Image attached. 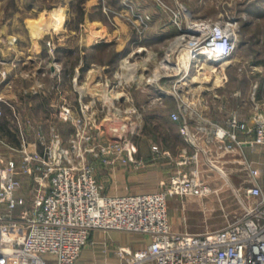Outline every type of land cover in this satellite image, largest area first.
Listing matches in <instances>:
<instances>
[{
	"label": "crops",
	"instance_id": "obj_1",
	"mask_svg": "<svg viewBox=\"0 0 264 264\" xmlns=\"http://www.w3.org/2000/svg\"><path fill=\"white\" fill-rule=\"evenodd\" d=\"M77 1L81 0H68V4L74 6ZM133 1L136 12L143 14L145 28L141 29L142 20L137 19L133 4L124 0H82L78 4L84 12L74 21L67 16L66 2L49 13V3L38 0H0V107L4 110L0 117V157H15L20 161V148L36 141L39 130L48 134L49 126L59 130V124L54 123L57 115L54 110H58L60 102L49 86L52 82L49 67L55 68L49 63L48 41L52 35L61 39L56 48L61 67L57 65L56 69L60 67L63 74L62 97L67 96L65 102H74L75 113H80V103L91 100L93 112L98 114L99 101L109 97L107 113H124L129 119L141 120V124L136 123L130 129L138 135L134 142L142 159L139 167L131 159L114 157L112 152L92 156L103 191L124 194L164 189L166 167L173 162L175 167H182L181 172L201 177L210 188L201 195L188 194L190 199L184 202L183 210L203 208L216 213L214 220H207L206 229L225 223L227 219L222 217L234 211L231 209L236 205V196L231 193L234 186L243 188L254 182L264 189V143L253 142L252 135L239 129L240 142L228 150L224 148L225 139L218 135L233 111L252 122V114L245 117L242 111L245 98L242 86L232 94L237 106L229 109L228 94L223 89L229 80L230 59L219 65L220 78L207 75L202 80L194 63L184 64L183 73L178 75L165 73L158 80L139 78L147 72L146 61L161 52L175 34L176 24L166 5L189 7L191 13L205 0ZM101 55L104 59L98 61L97 56ZM135 55L141 62L131 66L133 62L128 59ZM205 66L217 69L209 61L202 63V68ZM132 72L135 78L125 79ZM262 97L261 93L258 98L264 112ZM137 100L142 102L141 109L136 105ZM128 102L130 106L126 107ZM174 112L179 114L178 119L173 118ZM61 131L65 136L70 135L74 126ZM248 163L259 169L256 178L248 177ZM20 193L26 194L21 190ZM26 195L30 197L31 193ZM168 214L176 230L196 231L193 223L177 220L169 208ZM89 241L104 242L105 252H95L87 244L75 264H86V258L96 253L99 264H120L122 260L116 253L119 245L138 248L143 243L136 234L100 229L93 230Z\"/></svg>",
	"mask_w": 264,
	"mask_h": 264
},
{
	"label": "built area",
	"instance_id": "obj_2",
	"mask_svg": "<svg viewBox=\"0 0 264 264\" xmlns=\"http://www.w3.org/2000/svg\"><path fill=\"white\" fill-rule=\"evenodd\" d=\"M237 24L235 15L202 18L193 23L186 30L191 32L187 44L192 51L190 63L201 68L204 61L214 66L228 61L237 48ZM168 53L162 59L163 67L169 69L165 73H183L181 62L172 61ZM166 61L170 64L164 65ZM255 94L256 90L251 98L252 122L233 111L226 119L227 126L219 129L218 135L225 139L224 148L233 149L240 142L239 129L252 135L253 142L264 143V112ZM67 105L59 112L64 119L73 116ZM81 105V113L75 117V135H80L83 143L72 144L78 146L77 162L70 156L71 147L62 145L58 133V140L49 141V134L42 130L36 141L22 145L20 161L0 157V264H75L95 229L141 236L143 243L138 248L129 244L116 248L120 264H264L262 186L253 182L239 188L242 210L224 224L202 231L176 230L168 214V196L174 192L201 195L210 190L208 184L201 177L183 173L173 176L172 184L164 189L104 192L95 165L85 157L86 148H90L84 146L89 136L84 132L86 125L94 123L86 114L90 105ZM3 113L0 107V117ZM172 116L179 118L176 112ZM120 140L95 145L105 152L124 151L139 166L142 159L133 156L136 144ZM246 169L249 178L259 174L251 163ZM22 175L32 179L30 197L20 193L25 182Z\"/></svg>",
	"mask_w": 264,
	"mask_h": 264
},
{
	"label": "rangeland",
	"instance_id": "obj_3",
	"mask_svg": "<svg viewBox=\"0 0 264 264\" xmlns=\"http://www.w3.org/2000/svg\"><path fill=\"white\" fill-rule=\"evenodd\" d=\"M28 1H32V0H28ZM38 1L49 3V13L51 11H54L53 9L59 8L61 5H63L62 3L66 2L64 5L65 7L69 8V12L67 14L65 10L64 14L65 15L67 14V16L70 17V19H72L73 21L78 19L81 16L80 14L81 12H84V9L83 10L79 9L78 1L75 2L74 6L68 4V0H38ZM151 1L153 0H143L144 3H149ZM156 1L162 3L165 0H156ZM253 2L254 0H205L204 2H201L203 3V5H200V7L196 6L193 12L191 13H189L187 10L189 9V7L185 9L181 5H178V8H172V6L170 7L166 5L167 9L170 11L169 16L172 18V20L173 18L177 19L176 20L177 22L173 21L176 24L175 34L166 42V44H164V48L161 52H159L156 56L151 57L150 61L148 62L146 61L147 65L145 66L147 67V72L146 74L139 73V75L142 74L141 77L139 78H144L147 80L148 79L158 80L162 74H165V72L169 70L167 69V67L165 66L163 67L162 65L163 64L162 59L166 52H169L168 56L170 57L172 61H176V62L180 61L182 66L184 65V63H187L188 54H185V53L182 54L180 51V47L184 46L185 43L186 45L190 43V39H189L190 36L188 35H190L191 32H188L186 30L196 21H200V19L202 18L221 19V18L226 17L227 15H235L238 20L237 48L234 52V55L230 58V61L228 63L229 67L227 68V74H228L227 78L229 77V80L223 90L226 94H228L226 98L227 107H229V109H232V108H235L238 104L235 95L233 96L232 94L235 88H239L240 86H242V95L245 97L242 103V111L245 117L250 116L253 112V107H252L253 102L251 99L253 95V91L256 90L255 96L257 95V98H258L257 92L259 93V87L261 86V83H262L261 76H263L264 74V17L258 16L257 13L259 12V10H261V9H258L259 7L258 8L251 7L253 9V12H249V10L245 9L250 4L254 5ZM127 3L133 4L134 11L136 12L137 8L135 7L136 5H134V1L127 0ZM182 3L184 4L186 2L182 1ZM261 6L264 7V2H263V5ZM136 14L141 18L140 19L139 17H137V19L139 21L142 20L141 21L142 22L141 29H142L145 26L144 20L141 16L143 14H141V12H136ZM70 25H74V24L71 23ZM50 32L51 31H49V35H50ZM180 37L182 38L185 37V39L178 42ZM60 40H61L60 38H55L52 35L49 36V63L50 64L52 63L55 66L54 70H50V67H49V79H50L49 81H52L49 86L53 92H56L58 96L57 98H59V102H60L57 104L58 110H54V112H57V115H55L54 117L55 118L54 123L58 125L59 123L63 122L64 124L63 128H67V125L69 124V126L71 127L74 126V131L71 132L70 135L68 134L67 136H65L63 135L61 131L62 128L60 125H59L60 127L58 126L59 130L57 131L56 130L54 131L53 129H51V126H49V141L51 139L58 140L60 138L62 145L64 147H67V148L71 147L72 150H71L70 156L75 162H77L78 160L77 147L78 146L74 147L72 144H82L83 143V141L81 140V136L80 135L78 136L77 134L75 135V132L77 130L76 128L78 127L75 123V117L81 113V110H80V113L78 114L75 113L73 111L74 102L73 101L69 103L65 102L66 101L65 98L67 96L64 95V97H62V93H63L62 91L63 84H62V78H61L62 72H59L58 70H56L57 65L61 67V62L59 61L60 57L58 56V53L56 50L57 45L59 44ZM181 54L182 56H184L182 58L184 63L181 60ZM97 59L98 61H101L102 59H104V57L102 55L97 56ZM128 60L129 62H133V64L130 63L131 66L136 64L137 61L141 62V58L136 55L133 58H129ZM219 65L220 64L218 65L215 64V67L217 69L206 68V66L203 68L202 67L198 68V66L195 65V63L193 66L198 68V73H201L200 74L202 77L201 79L204 80V78L206 79L207 75L209 76V78H212V79L216 77L220 78L222 68ZM124 70L126 71L127 69H124ZM213 70H215V72ZM132 74L133 72L130 75ZM128 78H135V76L126 75L125 79L128 80ZM257 83L258 85L256 86L255 84ZM261 93L263 96L262 98H264V90L261 91ZM140 96L138 98L139 101H141ZM103 98L104 96L102 95V99ZM103 100L99 101V104H100V108H98L99 115L97 114V111L96 113L93 112L94 107H93V104L91 103V100L84 101L90 105L88 107V110L86 111L87 117L94 123L93 126L91 125V123L86 125L87 128H86V131L84 132V135H87V136L89 135L88 138L84 140V146L90 148L89 150H87L86 148L85 157L87 161L92 162L94 165L95 163L92 159V156L96 155V152H99V154L101 152L109 153V152H105L103 149L99 150L98 148H101L99 144L100 145L107 144V143L109 144L112 141L114 142L117 138L121 139L120 141L126 142L130 140L134 142L135 137H138V135L133 134L130 131V129L134 128V125L136 123L141 124V120L129 119L128 115L124 113L120 115L118 114L110 115L109 113H107V109H105L108 107L110 103V98L109 97L106 99L104 98ZM138 100H137L136 105L139 107L138 109H141L142 102H139ZM260 103L262 102L260 101ZM63 105L64 106L67 105L71 107L72 112H73L72 118L64 119L59 115L60 109L62 108ZM117 105L122 107L120 102H118ZM125 105L126 107H129L130 102H128ZM81 106L82 105L80 103V109H81ZM96 108L97 107H95V109ZM220 113L219 115H222ZM52 126H54V124ZM89 132L92 134L90 135ZM56 133L59 134V138H56ZM97 143L99 144L95 145ZM155 146L156 144H154V147ZM112 153L115 155L114 157L121 156L124 159L127 158L126 156L127 154L124 151L123 152L112 151ZM133 156H135V158L137 157V159H141V157L138 155V151H136V153H134ZM134 164L136 167H139L136 165V163ZM95 169H96V166H95ZM181 169H182L181 166L178 168L177 166L175 167L173 162L170 163L168 167H166V173H165L167 176L166 187L172 184L173 176L177 174H179L180 176H183L184 172H181ZM23 178L25 182L21 188V191L28 194L31 192V180L32 179L28 175H25ZM231 191H232L231 192L232 195L236 196L235 198L236 205L234 208L231 209L234 211L230 213L228 212L227 215H224L222 217L225 219L233 217L235 214H238L242 210V205L240 204L237 198V196H240L239 187L234 186V189ZM32 193H35V191H33ZM187 195L188 194H185V193L184 194L176 193V192L171 193L168 196V208L170 209L171 213L173 212L175 213V217L177 218V220H182L183 222L188 221L190 223H193L194 230L196 231L205 230L206 229L205 227H207L205 225L207 220L210 222L214 220V218H216L218 215H215L216 213H212V212L208 213L203 208H189L186 211L183 210L184 202H188V200L190 199V196H187ZM222 224L224 223L213 224L211 227H208V228L218 227ZM120 239L121 240L123 239V235L121 236ZM89 245L92 246L91 248L95 252H99V251L105 252L106 246L104 242L103 243L101 242L93 243L89 241L88 246ZM114 249L115 248H113V251ZM86 260H87L86 264H99L97 262L99 261V255L98 253H96L95 256L94 255L89 256L86 258Z\"/></svg>",
	"mask_w": 264,
	"mask_h": 264
},
{
	"label": "trees",
	"instance_id": "obj_4",
	"mask_svg": "<svg viewBox=\"0 0 264 264\" xmlns=\"http://www.w3.org/2000/svg\"><path fill=\"white\" fill-rule=\"evenodd\" d=\"M263 2H264V0H254V2H253L254 5L253 4H250L245 9L246 10H249V12H253V9H252L253 7H257V8L259 7L258 9H261V10H259V12L257 14H258V16L264 17V7L261 6V5H263ZM78 6H79V9L80 10H83V8H82V6H80V4H78ZM80 14L82 15L83 12H81ZM261 80H262V83H261V86L259 87V93L257 92L258 96H261V91L264 90V74H263V76H261ZM59 125L63 128V125L64 124L62 122V123H59ZM67 128H71V127L69 125H67Z\"/></svg>",
	"mask_w": 264,
	"mask_h": 264
},
{
	"label": "bare ground",
	"instance_id": "obj_5",
	"mask_svg": "<svg viewBox=\"0 0 264 264\" xmlns=\"http://www.w3.org/2000/svg\"><path fill=\"white\" fill-rule=\"evenodd\" d=\"M184 38V37H183ZM182 37H180V39H179V41L178 42H180L181 40H184ZM180 44V43H179ZM180 51H181V53L182 54H188V56L187 57H189V59H187L188 61H187V63H184L183 62V57L184 56H182V54H181V60H182V62L184 63V64H187V65H189V63H190V61H191V57H192V51H191V47L189 46V45H186V43L184 44V46H182V47H180ZM167 62H169V61H167ZM227 61H224L223 62V64H225Z\"/></svg>",
	"mask_w": 264,
	"mask_h": 264
}]
</instances>
